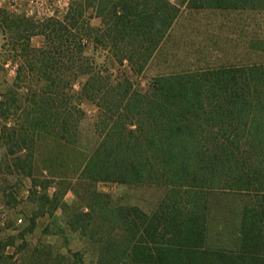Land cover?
Here are the masks:
<instances>
[{
    "label": "trees",
    "instance_id": "1",
    "mask_svg": "<svg viewBox=\"0 0 264 264\" xmlns=\"http://www.w3.org/2000/svg\"><path fill=\"white\" fill-rule=\"evenodd\" d=\"M183 6L264 9V0H72L40 20L0 12L1 50L10 41L21 89L0 93V141L39 198L26 225L0 239V264H84L80 250L25 239L57 208L65 247L66 231L78 233L94 264H264V63L140 77ZM88 42L110 65L86 53ZM85 101L97 139L75 166ZM52 178L64 185L48 195ZM99 181L163 194L145 210Z\"/></svg>",
    "mask_w": 264,
    "mask_h": 264
},
{
    "label": "rangeland",
    "instance_id": "2",
    "mask_svg": "<svg viewBox=\"0 0 264 264\" xmlns=\"http://www.w3.org/2000/svg\"><path fill=\"white\" fill-rule=\"evenodd\" d=\"M69 1L72 0H17V4L13 7L7 3L0 6V12L34 16L36 20H40L51 15L63 14ZM99 22L98 18L91 20L93 25H98ZM8 42L9 45L2 51L0 32L1 94L9 87L15 88L18 93L21 90L14 86L19 59L15 58V53L11 51V43ZM39 42L38 36L31 39L34 45ZM86 53L93 55L98 65L104 63L110 65L107 51L95 50L91 42L87 43ZM250 63H264V9H191L183 6L169 34L140 77L146 79L157 74ZM81 107L85 111V118L80 127L76 152L73 153V158L71 157L73 159L71 163L75 166L80 163L83 157L82 152H87L97 139L94 133L96 107L87 101L83 102ZM9 121L12 125L16 124L19 121L17 114H11L7 122ZM13 156L0 141V203L4 205L7 217L4 222H0V239L17 234L26 225L32 211L39 203L38 197L33 201L29 199L30 178L13 167L11 161ZM59 185H64L62 180L52 178L47 189L48 195H52ZM96 187L99 191L109 192L125 203H136L145 210H150L163 194V190L156 186H128L113 181H99ZM37 190L42 192L40 187H37ZM74 198V194L67 191L62 200L71 203ZM218 202L214 201L213 204L216 205ZM49 213L39 215L35 229L25 236L29 246L49 242L60 251L80 250L84 253V264H94L96 259L94 248L78 233L66 231L69 240L65 247L63 236L56 230L57 227L63 226L61 209L57 208L51 214ZM13 249L8 246L5 253L11 254Z\"/></svg>",
    "mask_w": 264,
    "mask_h": 264
},
{
    "label": "built area",
    "instance_id": "3",
    "mask_svg": "<svg viewBox=\"0 0 264 264\" xmlns=\"http://www.w3.org/2000/svg\"><path fill=\"white\" fill-rule=\"evenodd\" d=\"M6 3L13 7L14 4H17V0H1L0 6L6 5ZM67 4V3H66ZM27 16V15H26ZM6 210L3 204L0 203V222H4L6 220Z\"/></svg>",
    "mask_w": 264,
    "mask_h": 264
}]
</instances>
